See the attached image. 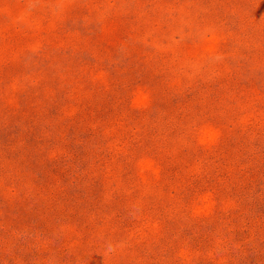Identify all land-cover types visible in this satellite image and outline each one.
Here are the masks:
<instances>
[{"label": "rangeland", "instance_id": "374dc122", "mask_svg": "<svg viewBox=\"0 0 264 264\" xmlns=\"http://www.w3.org/2000/svg\"><path fill=\"white\" fill-rule=\"evenodd\" d=\"M0 264H264V0H0Z\"/></svg>", "mask_w": 264, "mask_h": 264}]
</instances>
